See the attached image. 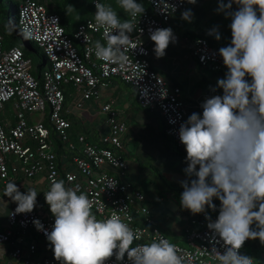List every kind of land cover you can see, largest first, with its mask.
Returning <instances> with one entry per match:
<instances>
[{
    "label": "clouds",
    "instance_id": "obj_1",
    "mask_svg": "<svg viewBox=\"0 0 264 264\" xmlns=\"http://www.w3.org/2000/svg\"><path fill=\"white\" fill-rule=\"evenodd\" d=\"M188 2L195 4L196 0ZM116 4L129 19L121 20L111 4L95 0V24L103 30L106 43L96 40L94 53L98 60L111 63L126 60L127 45L132 41L129 34L135 30L132 21L144 12L143 4L137 3V0H116ZM233 4L236 5L235 9ZM172 10L175 11L174 8ZM217 11L223 12L231 20L230 44L221 47L206 36H198L192 41L193 56L198 67L220 77L212 91L222 90V94L206 97L201 102L202 115L199 112L190 115L192 107L187 103L183 89L179 85L169 84L153 67L168 85L181 89L187 107L188 118L180 124L178 130L179 141L184 146L167 134L169 126L166 120L158 111L152 110L160 114L166 124V134L187 155L185 173L167 171L164 174L165 177L169 175L172 180L177 176V183L184 189L180 195L166 191L178 203H174L178 206L175 214L180 220H176L173 227H168L176 240L172 242L163 233L158 226V222L163 224V221L158 220L147 203L148 196L131 179L129 183L145 197L138 205L139 209L133 210V226L144 231L139 240L138 232L120 215L113 214L106 219H97L91 211L88 197L83 193L78 194L77 189L66 187L64 180L53 178L49 190L47 183L44 196L50 209L48 214H42L35 208L38 193L34 188H28L26 192L20 180L19 184L23 188L21 192L10 181L5 188L2 182L1 184L5 189L4 195L17 204V214L30 213L35 209L43 216H54L55 223L51 232H44L46 237L31 230L22 232L15 229L10 241L0 251V258L1 255L8 256L15 264H41L46 259L58 260L62 264H105L109 258L115 256L118 264H123L127 256L130 264H202L204 258L201 263L192 262L186 256L184 259L177 254L178 248H188L191 243L215 245L211 236L206 241L203 239L205 232L210 229L228 247L223 253L214 252L216 261L207 262L211 259H205L207 264H264V0H220ZM181 16L182 19L190 21L191 10H186ZM114 32L118 34H113ZM175 34L182 39L170 27L150 30L156 58L164 57L170 43L177 42ZM208 34L215 36L217 40L221 39L217 27L209 30ZM22 35L25 39L34 38L30 30H25ZM198 38L207 39L212 47L219 49L227 71H213L201 64L194 55V42ZM115 107L125 118L129 132L131 127L128 117L120 108ZM83 108L84 106L81 109L75 107L79 110ZM101 114L106 117L107 125V115L102 112ZM106 134H99V142ZM78 135L92 137L99 143L94 134ZM70 140L75 143L77 137L73 141L70 136ZM126 141L129 140L125 138L122 149L126 148L132 154V145L127 146ZM63 145L70 150L67 145ZM72 152L76 155L81 153L78 148ZM73 154L69 153L70 157ZM119 154L128 165L127 179L130 177L133 160L125 158L120 152ZM136 167L138 169L137 165ZM159 199L165 201L164 198ZM142 208L146 210L143 213L139 212ZM8 224L9 222L5 229ZM34 224L38 230H44L39 220L34 221ZM253 224L255 230L252 228ZM157 233L165 239L154 238ZM135 240L140 244L133 246ZM32 245L35 247L33 253L30 252ZM18 247L26 252V257L20 260L12 256Z\"/></svg>",
    "mask_w": 264,
    "mask_h": 264
},
{
    "label": "built area",
    "instance_id": "obj_2",
    "mask_svg": "<svg viewBox=\"0 0 264 264\" xmlns=\"http://www.w3.org/2000/svg\"><path fill=\"white\" fill-rule=\"evenodd\" d=\"M146 1L150 4V10H144L140 17L132 21L135 30L129 34L132 41L127 45L124 62L111 63L96 58L95 41H106L103 39V30L95 24L94 16L80 24L70 35L62 26L60 17L36 0L19 1V27L24 40L22 45L9 41L0 32V112L13 111L12 116L0 115V181L3 187L13 181L23 192L20 180L33 179L41 174L46 176L48 190L53 178L64 180L66 187L77 189L78 194L83 193L88 197L91 211L97 219L120 215L138 232L137 240L144 231L133 226V210L139 209L138 205L145 197L127 181L128 165L118 152L124 148L128 132L126 120L113 102L106 103L102 105L101 112L107 115L108 134L102 136L99 143L85 135H78L77 141L71 142L68 132L71 121L66 115L65 89L69 86L73 88L72 101L76 108L81 109L85 102L99 100L102 92L111 86V80L120 79L135 88L143 107L162 115L169 126L167 134L184 146L179 141L178 130L188 118L187 107L181 89L168 85L153 69L155 44L150 39V30L164 28L173 16L182 18L181 14L188 10L189 2ZM93 6L95 15V1ZM25 30H30L34 38L25 39L22 35ZM175 36L177 41L181 39L178 34ZM25 41L36 44L49 60L50 65L42 72L40 79L33 75V70L38 66H35L30 56L32 50ZM194 55L203 66L213 71H227L219 49L212 47L205 38L195 40ZM34 115L37 122H33ZM44 119L49 120L62 142L72 151L78 148L80 155L73 154L58 164L51 133ZM111 171L117 172L118 176ZM16 208L15 203L9 214L8 228L0 231V251L10 241L15 229L22 232L31 230L45 236L44 232H51L55 223L54 216H43L35 209L30 213L17 214ZM145 211L142 208L139 212ZM36 220L40 221L44 230L37 229L34 224ZM205 233L203 239L206 241L211 236L215 245L191 243L188 248H178L177 254L184 259L186 256L192 262L201 263L204 258L202 264L216 261L214 252L223 253L228 246L212 230ZM154 238L165 239L158 233ZM137 240L133 246L140 244ZM34 249L32 245L30 252L33 253ZM12 256L20 260L26 257V252L18 247ZM205 259L211 260L206 262ZM41 264L62 262L46 259ZM105 264L118 262L113 256ZM123 264H130L127 256Z\"/></svg>",
    "mask_w": 264,
    "mask_h": 264
},
{
    "label": "crops",
    "instance_id": "obj_3",
    "mask_svg": "<svg viewBox=\"0 0 264 264\" xmlns=\"http://www.w3.org/2000/svg\"><path fill=\"white\" fill-rule=\"evenodd\" d=\"M41 1L44 3L45 0ZM219 6L220 0H196L195 4L188 3V10H191L192 13L191 20L188 21L175 16L170 20L169 24L165 26V28L170 27L174 33H179L182 39L176 43H170L169 47L166 49V55L164 57L159 59L156 58V56L152 57L154 69L160 73L169 84L179 85L183 89L184 97L187 103L192 107V110H194V112L201 111V115V102L206 97L222 94V90L218 89L216 92L212 91L213 88H216L217 80L220 77L205 72L198 67L193 56L192 41L198 36H206L218 46L225 47L230 44L231 29L229 25L231 20L226 18L223 12L217 11ZM235 8L236 5L233 4V9ZM55 10L56 9L50 11ZM214 27H217L220 32V40H217L215 36L208 34L209 30ZM129 90H127V88L122 89V86L117 82H112L111 86L102 92V96L99 100L86 102L82 110L75 109L74 103L71 101L66 106V110L76 114L78 118L81 119V124L84 128L94 129L93 123L97 121L98 116H102V118L104 117L103 121L106 125V117L101 114L102 105L106 103L113 102L126 116L127 113L133 114L135 112L132 108L136 103L135 98L134 95H131L128 92ZM140 118L152 123L155 131L160 128V125L154 122L151 118H149L150 121L142 116H140ZM130 127L131 130L135 129L133 125H130ZM146 129L141 125L140 128L137 129V132L142 136V134L146 132ZM96 131L102 135L108 132V128L102 133L97 129ZM146 136H148V134H146ZM147 141H152L153 143L154 137L152 139H147ZM144 146H148V148H145ZM149 147V144H143L142 146L143 149L150 151V153H154L155 148L152 147L149 149ZM130 149L132 152H136L133 145L130 146ZM135 168L137 167L135 166ZM181 169L183 168L181 167ZM21 183L26 192L28 188H34L38 193L35 208L42 214L50 213V209L46 205L44 196L47 188L46 176L40 175L33 180H21ZM4 190L5 189L2 187L0 181V230L7 227L8 215L14 205V202L4 195ZM2 254H4V251H2ZM0 264H15V262L8 256L1 255Z\"/></svg>",
    "mask_w": 264,
    "mask_h": 264
},
{
    "label": "trees",
    "instance_id": "obj_4",
    "mask_svg": "<svg viewBox=\"0 0 264 264\" xmlns=\"http://www.w3.org/2000/svg\"><path fill=\"white\" fill-rule=\"evenodd\" d=\"M19 1L20 0H7L8 8H9V11L7 14H8V21H9L11 29L13 30L14 33L21 36L20 27H19V3H20ZM36 1L43 3L41 0H36ZM70 1H73V3L77 5L81 4L82 6V8H79L76 11L80 15V18L77 20H73L72 14H71L72 12H70L69 10ZM94 1L95 0H64L63 2H60V0H58L57 6L55 8L56 10L51 11V12L57 14L60 17L62 26L65 27L68 34L72 35L80 24L87 22L94 16V12H95V8L93 6ZM3 2L4 0H0V3H3ZM100 2L105 3V4H111L113 8L117 11L121 20L129 19L128 15L122 9L118 7V5L116 4V0H100ZM137 3L143 4L144 10H150V5L149 3H147L146 0H137ZM59 4H62L61 6H62L63 12L59 8ZM25 42L28 44V48L32 50V53L38 57V67L33 70V75H35V77L40 79L42 72L50 65L49 60L46 57V55L42 52V50H40L38 46H36V44L32 42H27V41ZM212 74H216V73H212ZM111 81L117 82L120 86L125 85L127 90L130 89L131 91L129 90L128 92L131 95H134L135 102H136L132 107L135 112L133 114L127 113L128 124L133 125L135 129L133 130L130 129L126 136V140L127 139L129 140V141H126V145L127 146L133 145L136 149V152L133 151L132 154H130L126 148L120 149L118 151L123 156H125V158H128L129 160L138 161V169L140 171H141V167L145 168V166L148 165L151 168V170L157 172L162 177H165L164 174L167 171H171V172L178 173V174L182 172L185 173L182 170H184L187 167V164L185 163V158L187 155L184 152L183 148L178 146V143L166 134V124L163 118L160 116V114L156 111H152L150 108L146 109V108L141 107V105L138 102L137 92L132 85L126 82H123L120 79H113ZM174 86H178V85H174ZM122 89H125V88H122ZM72 93H73V88L71 86L65 89V107L72 101ZM141 110L142 112L146 111L147 115L154 122L160 125V128H158V130L155 131L152 123H149L148 121H145L142 118H141V123L138 121L139 117L141 116ZM193 112L194 110L190 111V115ZM197 112L200 113L201 111H197ZM66 115L72 122V127L71 129H69V135L71 136V139L73 141L76 140V137L79 133H85V134L91 133V134H94L95 140L99 142L98 139L100 136H99V133L95 129L87 130L86 128H84L81 124L82 122L81 119L78 118V116L75 115L74 113L66 112ZM45 125L50 130L51 140L55 146V151L57 153L56 161L58 164H61V162H63L66 158H70L69 153L73 154V152L68 150L63 145L62 140L59 138L54 127L50 124L48 119L45 120ZM141 125L144 126L145 129L147 128L146 132L143 133L142 136L137 132V129L140 128ZM146 134H148V136H146ZM153 137H154L153 143L152 141L151 142L147 141V139H152ZM143 144H149L150 145L149 149L152 147L160 148L161 150L168 153L169 156L166 159L158 160V163H155V165L149 161L143 160L140 154H143V153L147 154L148 152H150L142 148ZM144 147L148 148V146H144ZM181 167L183 169H181ZM111 173H113V175L118 176L117 172L115 171H111ZM134 179L135 181H132V182L134 183L135 186H139L140 180L142 179L147 180V181H154L151 174L148 175V178L145 176L144 177L142 176V177H135ZM127 181L128 182L130 181V177H127ZM167 183L168 184L170 183L169 191L172 194L176 195V193L174 192L176 190H179V189L184 190L183 187L179 183H177V181L174 179L171 181H167ZM140 187L141 186H139V188ZM140 190H142V192L145 195H147L144 188L141 187ZM159 197L161 198V196ZM214 200L219 201L218 199H215V198ZM148 201H150L149 197L147 198V203ZM158 226L161 228L163 233L170 238L172 242L176 240L175 235L172 234V232L170 231V229H168L167 226H165L164 224H160L159 222H158ZM252 228L255 230L254 224L252 225Z\"/></svg>",
    "mask_w": 264,
    "mask_h": 264
},
{
    "label": "rangeland",
    "instance_id": "obj_5",
    "mask_svg": "<svg viewBox=\"0 0 264 264\" xmlns=\"http://www.w3.org/2000/svg\"><path fill=\"white\" fill-rule=\"evenodd\" d=\"M64 0H60V2H63ZM58 0H45L44 4L48 6L50 10H53L57 6ZM69 10L72 12V18L73 20H77L80 18V15L76 12L79 8H82L81 4H75L73 1H70ZM62 4H59V8L62 10ZM61 6V7H60ZM0 32L4 33V36L8 38L9 41H15L17 45H22L24 43V40L21 36L17 35L13 32V30L10 27L9 21H8V3L7 0H4L3 3H0ZM34 59V64L38 65V57L34 54L30 55ZM122 88H126L125 85H122ZM129 90V89H128ZM131 91V90H130ZM124 108V107H123ZM142 112V110H141ZM1 116H12L13 111L11 109L7 110L6 112H0ZM141 116L147 120L150 121V117L147 115L146 111L142 112ZM37 117L34 115V121L37 122ZM97 121L93 123L94 129H97L98 131L105 132L107 130V127L103 121L102 116L97 117ZM138 121L141 123V118L139 117ZM143 160L149 161L152 164L155 165V163H158V160L166 159L169 155L165 151L161 150L160 148H155L154 153L148 152L147 154L143 153L140 154ZM130 168V179L135 181V177H147L148 175H152L154 181H147V180H140V185L147 193V196L149 197L148 204L150 205V208L153 210V213L157 216L158 220H162L163 224L167 227H173L176 223V220H180V217H176V206L174 203H177V200H172V197H170L165 191L170 190V186L167 183V181H171V177L166 175V177L160 176L157 172L151 170V168L146 165L145 168L141 167V171L135 166H138V161L133 160ZM150 173V174H149ZM142 175V176H141ZM174 180L178 181L177 176L174 177ZM164 191V192H163ZM176 194L180 195L183 190L179 189L174 191ZM159 196L161 198H164L165 201H160ZM178 204V203H177ZM185 212V209H183ZM264 248V246H263Z\"/></svg>",
    "mask_w": 264,
    "mask_h": 264
}]
</instances>
